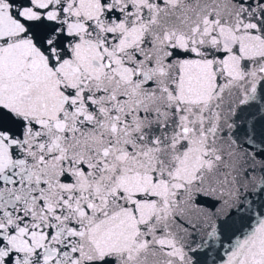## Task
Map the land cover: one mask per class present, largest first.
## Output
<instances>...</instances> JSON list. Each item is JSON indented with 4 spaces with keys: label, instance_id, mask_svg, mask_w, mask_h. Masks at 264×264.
<instances>
[{
    "label": "snow or ice",
    "instance_id": "obj_1",
    "mask_svg": "<svg viewBox=\"0 0 264 264\" xmlns=\"http://www.w3.org/2000/svg\"><path fill=\"white\" fill-rule=\"evenodd\" d=\"M0 264H264V0H0Z\"/></svg>",
    "mask_w": 264,
    "mask_h": 264
}]
</instances>
